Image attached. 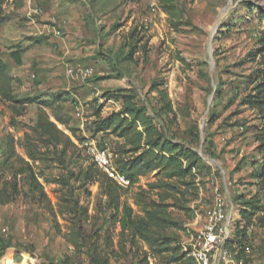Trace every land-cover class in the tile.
<instances>
[{
  "label": "rangeland",
  "instance_id": "1",
  "mask_svg": "<svg viewBox=\"0 0 264 264\" xmlns=\"http://www.w3.org/2000/svg\"><path fill=\"white\" fill-rule=\"evenodd\" d=\"M0 62V264H192L174 244L216 188L247 264H264V105L246 102L264 82V0H0ZM86 137L129 189L89 169Z\"/></svg>",
  "mask_w": 264,
  "mask_h": 264
},
{
  "label": "built area",
  "instance_id": "2",
  "mask_svg": "<svg viewBox=\"0 0 264 264\" xmlns=\"http://www.w3.org/2000/svg\"><path fill=\"white\" fill-rule=\"evenodd\" d=\"M31 13L41 15L42 11L36 7ZM44 29L46 33L55 38L62 36L61 29L55 24H46ZM68 73L74 75L75 72L69 70ZM81 74L83 78H88L93 75V71L87 69ZM77 112L80 116V108ZM79 146L85 151L87 162L95 164L119 188L129 189L131 187V180L115 168L113 155L106 144L100 146L94 139L86 137ZM233 209L226 193L216 188L213 204L206 212L203 223L187 241L177 243L192 264H246V257L251 253L250 246H245L244 256L238 257L239 249L232 244L235 221ZM153 258L156 260L155 257Z\"/></svg>",
  "mask_w": 264,
  "mask_h": 264
},
{
  "label": "trees",
  "instance_id": "3",
  "mask_svg": "<svg viewBox=\"0 0 264 264\" xmlns=\"http://www.w3.org/2000/svg\"><path fill=\"white\" fill-rule=\"evenodd\" d=\"M160 1L162 3H167L168 0H160ZM21 51H22V48L19 47L18 48V51L12 53V56H13L14 60L16 61V63L18 65H21L22 64V59H21V57L19 55ZM3 68H4V64L2 62H0V74L3 72ZM255 92H256V95L255 96H248L247 97L248 99L246 100V102H247V105H252L253 108H257V109H260L261 110L262 107H263V105H264V82L259 83L256 86ZM135 112H137V116H138V114L140 112H142V110H135V109L128 108V109L125 110L124 113L133 115ZM50 125L51 126L52 125L54 126V124H52V123H49L48 126L42 124V125L39 126V129H40V131L42 133H44V135H50ZM207 129L208 128L206 126L205 129H204L205 133H207ZM199 139H200V132L197 129H195V142L192 143V145L193 146L198 145ZM84 140H85V138H84ZM29 145H27V146L29 147ZM187 154H188L187 156L191 155L192 157L193 156L197 157L191 151H187ZM89 165H90L89 166V169H91V168L97 169L99 172H101L105 176V178L109 182H111L113 185H115L116 188H119L116 184H114V182L110 178H108L101 170H99V168H97V166L95 164L91 163ZM120 171H122L123 173H125L128 178L131 177L130 174H127L122 169ZM131 181H132V179H131ZM127 210H128V213H129L128 218L130 219L131 210L130 209H127ZM120 223H121L123 229H127L129 227V225H130V222L125 217H123L121 219ZM235 231H236V228H235V221H234V238L232 240V244H235L236 247H237L236 249H239L238 257H243L244 256L243 248L246 245L242 244V240H238L239 237L242 238V235L243 234H242V231L237 230L236 231V237H235ZM178 242H179V240L177 242H175V244H174L175 245L174 251H177V250H180L181 251V248L179 246H177V243ZM0 246L2 247V249L4 250V252H6L7 250L10 249L9 248V245H3V240L1 238H0ZM236 249H234V250H236ZM182 256L185 257L186 256V253L182 252ZM246 264H247V261H246Z\"/></svg>",
  "mask_w": 264,
  "mask_h": 264
},
{
  "label": "water",
  "instance_id": "4",
  "mask_svg": "<svg viewBox=\"0 0 264 264\" xmlns=\"http://www.w3.org/2000/svg\"><path fill=\"white\" fill-rule=\"evenodd\" d=\"M211 103H212V97L209 99L208 101V111L210 110V107H211ZM203 129H204V125L201 127V137H203ZM204 142L203 138H202V143Z\"/></svg>",
  "mask_w": 264,
  "mask_h": 264
}]
</instances>
